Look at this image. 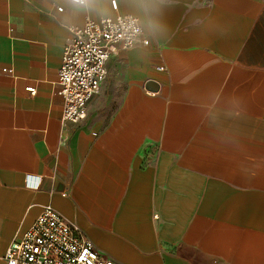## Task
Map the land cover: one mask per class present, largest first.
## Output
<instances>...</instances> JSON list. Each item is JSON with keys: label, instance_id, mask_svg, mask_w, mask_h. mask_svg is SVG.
Here are the masks:
<instances>
[{"label": "crops", "instance_id": "crops-1", "mask_svg": "<svg viewBox=\"0 0 264 264\" xmlns=\"http://www.w3.org/2000/svg\"><path fill=\"white\" fill-rule=\"evenodd\" d=\"M111 1L0 0V264L48 205L117 264H264V0ZM117 13L150 44L64 121L71 28Z\"/></svg>", "mask_w": 264, "mask_h": 264}, {"label": "built area", "instance_id": "built-area-1", "mask_svg": "<svg viewBox=\"0 0 264 264\" xmlns=\"http://www.w3.org/2000/svg\"><path fill=\"white\" fill-rule=\"evenodd\" d=\"M70 1L85 5L87 0ZM111 6L118 11L117 0H112ZM138 44L149 46L150 40L139 18L132 14L117 13L100 20L86 17L84 25L71 28L58 78L64 121L79 123L86 118L89 102L100 94L107 78L111 57ZM4 71L12 73L11 69ZM26 90L35 96L34 87ZM5 261L6 264H117L102 257L76 225L49 205L11 242Z\"/></svg>", "mask_w": 264, "mask_h": 264}, {"label": "water", "instance_id": "water-1", "mask_svg": "<svg viewBox=\"0 0 264 264\" xmlns=\"http://www.w3.org/2000/svg\"><path fill=\"white\" fill-rule=\"evenodd\" d=\"M146 88L149 90H157L158 89V84L154 81H149L146 85Z\"/></svg>", "mask_w": 264, "mask_h": 264}]
</instances>
